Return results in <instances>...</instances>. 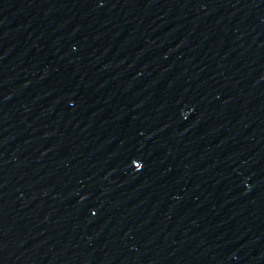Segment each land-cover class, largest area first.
<instances>
[{
  "label": "water",
  "instance_id": "water-1",
  "mask_svg": "<svg viewBox=\"0 0 264 264\" xmlns=\"http://www.w3.org/2000/svg\"><path fill=\"white\" fill-rule=\"evenodd\" d=\"M0 264H264V0H0Z\"/></svg>",
  "mask_w": 264,
  "mask_h": 264
}]
</instances>
